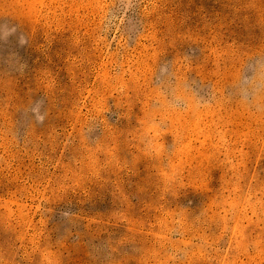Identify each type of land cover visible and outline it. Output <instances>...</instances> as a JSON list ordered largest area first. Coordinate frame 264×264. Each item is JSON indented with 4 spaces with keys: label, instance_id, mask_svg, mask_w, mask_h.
<instances>
[{
    "label": "rangeland",
    "instance_id": "374dc122",
    "mask_svg": "<svg viewBox=\"0 0 264 264\" xmlns=\"http://www.w3.org/2000/svg\"><path fill=\"white\" fill-rule=\"evenodd\" d=\"M0 264H264V0H0Z\"/></svg>",
    "mask_w": 264,
    "mask_h": 264
}]
</instances>
